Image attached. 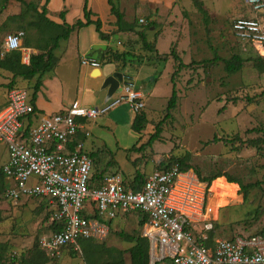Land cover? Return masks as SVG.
Here are the masks:
<instances>
[{
  "label": "rangeland",
  "instance_id": "obj_1",
  "mask_svg": "<svg viewBox=\"0 0 264 264\" xmlns=\"http://www.w3.org/2000/svg\"><path fill=\"white\" fill-rule=\"evenodd\" d=\"M28 2L32 5L27 6ZM40 4L46 8L47 2L0 0V36L23 31L24 40L37 37L36 30L27 23L34 18L33 7L40 9ZM135 12L137 14L132 16V11L125 8V19L132 22L134 28L125 31L123 40L124 77L143 93L142 112L147 122L141 132L131 129L134 115L125 103L95 119H85L83 124L89 135L83 138V145L94 156L91 172L119 174L128 185L134 176L146 177L161 162L184 158L199 178L220 174L246 186L243 189L238 186L235 196L228 197L225 202H215L212 181L210 206L217 220L208 233L211 242L216 238L264 232V71L256 67V64H262L259 58L264 59V56L238 42L231 29L235 18L253 15L245 0H177L172 10L156 19L143 16V23L138 21L141 14L138 10ZM261 16L264 17V13ZM90 29L93 36L85 33L82 41L80 31L77 53L74 50L76 31L70 39L60 41L54 51L58 59L64 57L70 64L89 58L90 48H85V37L93 40L99 36L94 24ZM140 32L145 34L149 47L142 41ZM119 35L124 34H115L113 38L122 40L123 36ZM27 49L23 46L20 50L22 61L25 54L37 51ZM94 49L98 51L95 46ZM172 49L186 64L175 75L179 61L171 55ZM234 56L240 57L241 68L231 72L226 69V62ZM111 63L101 61L100 68L104 72L113 71ZM118 66L117 70L121 68ZM173 75L176 106L171 110V118L162 122L156 139L146 144L166 114ZM36 78L9 81L8 84L31 91ZM96 81L101 78L86 79L91 87L81 96L74 95L73 91L60 94L56 87L53 88L54 83L49 88L54 99L61 97L67 106L75 103L100 108L105 104L107 89L101 87L102 80L99 90H94ZM5 89L0 85V100L4 98ZM78 99L80 103L76 101ZM141 144L144 145L139 149L129 151L133 145ZM7 159V147L0 142V168ZM224 177L220 178L226 181ZM255 182L259 185L251 186ZM10 183L7 180V184ZM50 208L44 198H6L0 184V264H85L84 245L81 252L63 248L60 255L52 259L40 249V238L49 233ZM139 220L138 212L114 218L106 238L98 243L104 248L116 249L124 262L130 264L127 250L134 242L124 239L120 233L138 235ZM117 251H105L100 259L93 261L104 264L106 260L118 257Z\"/></svg>",
  "mask_w": 264,
  "mask_h": 264
},
{
  "label": "built area",
  "instance_id": "obj_2",
  "mask_svg": "<svg viewBox=\"0 0 264 264\" xmlns=\"http://www.w3.org/2000/svg\"><path fill=\"white\" fill-rule=\"evenodd\" d=\"M245 3L253 15L232 21L233 36L264 56V0ZM23 37V31L0 36V58L23 50ZM81 63L92 68L100 65L86 57ZM120 103L138 113L144 107V95L133 82L123 80L103 107L72 105L31 123L37 112L29 91L21 86L8 88L7 103L0 108V142L8 150L1 170L11 183L3 194L13 200H47L48 221L60 225L40 238V248L51 258L58 257L63 248L80 252L79 240L102 241L114 218L138 212L146 216L140 232L148 239V264H264V234L207 243L217 220L210 206L211 185L200 181L191 168L182 170L174 163L156 169L138 189L127 187L113 173L99 185L92 182V158L83 140L76 138L79 132L87 137L89 131L76 118L95 119Z\"/></svg>",
  "mask_w": 264,
  "mask_h": 264
},
{
  "label": "trees",
  "instance_id": "obj_3",
  "mask_svg": "<svg viewBox=\"0 0 264 264\" xmlns=\"http://www.w3.org/2000/svg\"><path fill=\"white\" fill-rule=\"evenodd\" d=\"M23 1V0H19ZM86 0L84 2L83 6V17L84 20L82 19H77L73 23L69 24L65 21H63L62 24H58L50 20L49 18L46 17V8L42 6L40 9L38 7H33L35 13H34V18L30 20L27 25L30 28H33L36 30L37 37H29L28 39L24 40L23 37V46L27 48H33L37 50L36 52H32L29 55L28 63H25L22 61L21 57V52L20 50H15L8 52L4 55V57L0 58V68L5 69L12 74V78H21L23 80H31L35 76H37V80L32 86L30 93L31 97V102L35 106V98H36V93L39 90V87L41 85V78L46 75V74H51L57 65L58 62V57L55 54V49L59 47V43L62 40H67L69 38L70 33L75 30L79 29L83 26L89 25V24H94L95 29L98 32L99 36L101 38H105V34L101 31V22L99 19L97 20H92L90 18V11L87 8ZM109 4L111 5V12L115 15L116 17V25L119 31H131L134 28V25L132 22H129L127 20H123V15L119 11V9L113 4L111 0H109ZM27 6H31V2L26 3ZM60 18L64 20V11H61L59 14ZM139 20V19H138ZM153 24V23H152ZM139 36L141 37L142 41L146 46L149 47V42H147L145 34L143 32L139 33ZM171 55H173L174 59L178 60V66L176 70L174 71V75L180 71V69L185 66L181 60H179V57L175 53L174 49L171 50ZM259 58V57H258ZM119 59H122V64L121 67L125 66V53L122 52H117V51H109L106 52L105 54H102V59L101 61L106 63V62H111V61H118ZM262 64H256V67L260 70L264 71V59L259 58ZM241 68V59L240 57L234 56L233 60H228L226 62V69L228 71L234 72L237 71ZM121 69H119L120 71ZM172 76V93L170 98L168 99V103L166 106V114L164 115L163 119L158 122L157 126L155 127L154 133L148 138L146 144L152 143L158 134L161 132V124L163 121L166 119L171 118V110L175 108L176 102H177V93L175 89V83L173 81ZM126 80V79H125ZM127 81V80H126ZM12 82V81H11ZM12 86H19L17 84H13L10 86L8 84V87ZM133 119L131 121V129H133L136 132H141L144 124L147 122V118L145 113L140 110L138 113H133ZM77 121H84V119L76 118ZM29 122H31L29 120ZM29 127V123L27 125V128ZM27 131V130H26ZM77 139L83 140L84 135L82 132H79L76 136ZM142 145L136 146L133 145L132 147L129 148V151H134L139 149ZM136 148V149H135ZM90 157L94 158L93 153L89 152L88 153ZM174 163H178L180 168L182 170L189 169L191 166L185 161L184 158H176L174 160H171L170 162L165 161L161 162L160 166L157 169H160L164 166L168 167L171 166ZM199 175V174H198ZM106 176V175H105ZM200 176V175H199ZM219 177H224L220 174H214L210 177H200V181L206 182L207 186H210L212 181V186H213V193H214V198L213 200L219 201V202H225V198L227 197H234L237 191V184L238 181L235 180L232 177H227L226 181L222 178ZM104 178L102 172L100 173H93L92 174V182H94L95 185H99L102 182V179ZM146 177H140L139 174L134 176L131 179V182L127 185L124 183L127 187H130L132 189H138L142 183L144 182ZM219 178V179H216ZM0 184L2 185V191L4 193V189L7 185V177L4 175L0 168ZM239 184V183H238ZM259 182H255L254 184H251V186H258ZM240 189L246 188L245 185L239 184ZM146 221V216L143 215V217H140V220L138 222L139 227L141 228ZM58 223L55 222H50L48 221L47 227L49 229L53 228H58ZM212 230H210L208 233L210 234ZM254 234H264V232H259V233H254ZM120 235L129 241L134 242V244L129 247L127 250L130 258V264H148V239L146 236H144L141 232L138 233L136 236H131L127 234L120 233ZM234 237V236H233ZM208 244H213V241H210V236L209 239L207 240ZM80 248L82 250V246L85 247V251L83 253V259L85 261V264H96L93 259L96 258L97 260L101 258L102 254L105 251H117L116 249H111V248H104L102 244H99L98 241L95 239H81L79 240ZM41 249V248H40ZM45 256L49 259H52L43 249H41ZM72 252V249H70ZM81 252V251H80ZM119 254L118 257H113L111 259H108L105 261L104 264H126L124 260L122 259L120 252L117 251ZM81 254V253H80Z\"/></svg>",
  "mask_w": 264,
  "mask_h": 264
},
{
  "label": "crops",
  "instance_id": "obj_4",
  "mask_svg": "<svg viewBox=\"0 0 264 264\" xmlns=\"http://www.w3.org/2000/svg\"><path fill=\"white\" fill-rule=\"evenodd\" d=\"M113 4L119 9L121 14L123 15V20L125 21V8L128 11H132V16L137 14L135 11L138 10L140 17L146 16L149 18V20H153L158 18L160 14L162 13H168L170 10H172L175 7V3L177 0H111ZM45 2V1H44ZM43 2V3H44ZM46 17L52 20L55 23L62 24L63 21L71 24L77 19L84 20L83 17V6L85 0H46ZM87 8L90 11V18L92 20L99 19L101 22V31L105 34V38H101L98 36L97 38L91 40L90 37H85L86 41L84 42L85 48H90V54L87 55V57L101 63L102 54H105L109 51H117V52H124L125 53V46L123 45V40H125V30L119 31L116 25V17L111 12V5L109 4V0H86ZM41 7V4L40 6ZM64 11V20H62L59 16L60 12ZM147 14V15H146ZM138 18V19H139ZM93 24H89L87 26H83L79 29H75L72 32L76 31V41L74 45V50L79 52V42H80V31H81V41L83 38V35L85 33H89L93 36V32L90 29V26ZM70 33L69 38L72 36ZM124 34L119 35L123 36L122 40L113 36L115 34ZM99 35V34H98ZM67 39V40H68ZM97 39V40H96ZM90 40V43L88 42ZM94 46L97 48L94 49ZM27 50H30L28 48ZM65 50V49H64ZM93 51V52H92ZM63 54V52H62ZM95 54V55H94ZM29 55V53L25 54L24 57ZM23 57V58H24ZM29 56L26 58V61H23L25 63H28ZM114 66V69L106 70L105 72L100 68V65L98 68H92L89 65H84L81 63H77V61L66 62L65 58L62 57L61 59H58L57 65L54 68L53 72L51 74H46L41 78V85L39 87V90L36 93L35 98V108H36V114L33 116V120L31 123H36L38 119L52 114L54 112L67 109L74 105L75 103L70 104L72 101L68 103L70 106H67L66 102L62 100L60 97L58 100L54 99L53 92L49 88V85L55 84L53 88H57L60 94L64 93L65 95L68 94L69 91H73V94L81 96V94L84 92V90H89V86L86 81V79L91 78H101V81H96V85L93 86L94 90H99L100 87L99 84L104 82V80L112 75L115 72H120L123 75V80H125V66L121 67L120 71L117 70L119 68L118 65L122 64V59H119L118 61H111ZM73 67H75L73 70H71ZM57 69V72H56ZM0 85L5 86V93L4 98L0 100V108L4 106L7 103V84L9 81H17L20 80L21 82L27 81L23 80L21 78H12L11 72L1 69L0 68ZM133 79H136V77H133ZM19 81V82H20ZM32 81V79H31ZM36 81V80H35ZM103 82H102V88H103ZM136 82V81H135ZM137 84V83H136ZM139 89V87L137 85ZM106 97V96H105ZM78 103H80V100H76ZM105 101V98H104ZM77 104V103H76ZM80 107H83L81 105H77ZM127 106V105H126ZM128 107V106H127ZM94 173V171L92 172ZM100 173V172H99ZM107 174H103L105 176ZM220 178V177H219ZM216 178V179H219ZM214 181V180H213ZM238 186L239 184L236 183ZM237 186V187H238ZM212 198H214V194H212ZM225 200H228L226 197Z\"/></svg>",
  "mask_w": 264,
  "mask_h": 264
},
{
  "label": "water",
  "instance_id": "obj_5",
  "mask_svg": "<svg viewBox=\"0 0 264 264\" xmlns=\"http://www.w3.org/2000/svg\"><path fill=\"white\" fill-rule=\"evenodd\" d=\"M123 82V75L120 72H115L108 76L103 82V88L107 89L105 101L118 89L119 85Z\"/></svg>",
  "mask_w": 264,
  "mask_h": 264
},
{
  "label": "bare ground",
  "instance_id": "obj_6",
  "mask_svg": "<svg viewBox=\"0 0 264 264\" xmlns=\"http://www.w3.org/2000/svg\"><path fill=\"white\" fill-rule=\"evenodd\" d=\"M260 52H263L261 49L259 50ZM264 53V52H263Z\"/></svg>",
  "mask_w": 264,
  "mask_h": 264
},
{
  "label": "clouds",
  "instance_id": "obj_7",
  "mask_svg": "<svg viewBox=\"0 0 264 264\" xmlns=\"http://www.w3.org/2000/svg\"><path fill=\"white\" fill-rule=\"evenodd\" d=\"M30 55V54H29Z\"/></svg>",
  "mask_w": 264,
  "mask_h": 264
}]
</instances>
